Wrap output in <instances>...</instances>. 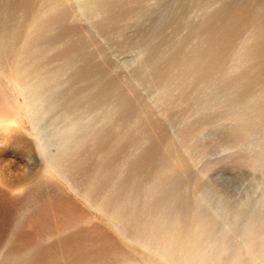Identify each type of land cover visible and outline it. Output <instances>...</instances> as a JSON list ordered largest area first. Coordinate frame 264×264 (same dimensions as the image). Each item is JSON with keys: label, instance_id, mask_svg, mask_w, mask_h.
<instances>
[{"label": "rangeland", "instance_id": "374dc122", "mask_svg": "<svg viewBox=\"0 0 264 264\" xmlns=\"http://www.w3.org/2000/svg\"><path fill=\"white\" fill-rule=\"evenodd\" d=\"M255 14L0 0V264H264Z\"/></svg>", "mask_w": 264, "mask_h": 264}, {"label": "bare ground", "instance_id": "6f19581e", "mask_svg": "<svg viewBox=\"0 0 264 264\" xmlns=\"http://www.w3.org/2000/svg\"><path fill=\"white\" fill-rule=\"evenodd\" d=\"M263 8V7H262ZM255 17V20L253 19ZM253 18H251L250 20H247V21H245V22H247V26L249 25H251V26H253V27H257V28H259V32L258 33H260L261 34V36H262V32L264 31V18H262V17H260V16H258V15H254L253 16ZM251 20H252V22H251ZM256 21H259V22H256ZM243 23V21H236V22H234V25H235V30L237 29H239L241 26H240V24H242ZM246 26V25H245ZM231 28H234L233 26L232 27H230V35H235L236 33H239V32H237V31H233V29L231 30ZM240 31V30H239ZM257 33V34H258ZM264 39V38H263ZM232 42V41H231ZM227 41L226 40H224V39H222L221 40V42L219 43V45H220V47H222V49L225 51V53H226V51L228 50V47H227ZM251 51V53L253 54L252 56H253V58H252V63H253V65L255 66V67H260V71L258 72V74L254 77V78H252L253 80H252V83L251 84H254L253 82H255V84L257 83V82H261V83H264V41L263 42H261V45H258L257 47H254L253 49H251L250 50ZM226 56V55H225ZM32 85H33V81L31 82V83H29V85H27V86H24L23 88H20L22 91H26L27 89H32ZM29 87V88H28ZM89 87H91V86H89ZM35 90V89H34ZM31 92V91H30ZM96 94V93H95ZM95 94L93 93V96L92 97H90V99H89V102L90 103H92V102H94L93 100H94V97H95ZM57 96H59L58 94H57ZM57 98V97H56ZM54 99H55V97H54ZM57 100V99H56ZM53 102H54V100H53ZM55 103V102H54ZM52 106V105H51ZM56 106V105H55ZM54 106V107H55ZM86 162V161H85Z\"/></svg>", "mask_w": 264, "mask_h": 264}]
</instances>
